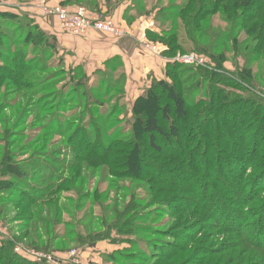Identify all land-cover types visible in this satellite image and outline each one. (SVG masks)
Wrapping results in <instances>:
<instances>
[{"label":"rangeland","instance_id":"rangeland-1","mask_svg":"<svg viewBox=\"0 0 264 264\" xmlns=\"http://www.w3.org/2000/svg\"><path fill=\"white\" fill-rule=\"evenodd\" d=\"M71 1L70 6L113 20L115 9L126 6L125 24L114 20L124 35L106 36L135 39L141 58L162 56L174 77L166 78V67L164 80L177 87L194 111L212 104L225 108L230 120L221 123L225 127L215 137L217 146L198 124L178 123L191 138L183 160L179 146L162 136L155 137L157 150L134 124L137 118L155 117L168 131L160 113L166 98L159 87L151 102L134 108L117 68L88 77L67 68L58 51L53 55L50 36L37 31L31 20H47L40 0H0V170L7 161L21 162L24 169L20 181L0 173V247L13 241L22 261L37 264H75L69 259L73 251L78 264H264V189L257 191L255 182L246 185L245 180L262 171L251 168L241 176L242 186H252L240 193L245 198L241 207L234 205L239 191L226 171L235 168L240 153L264 163L257 155L262 146L256 145L254 154L255 138L264 134V108L255 116L264 107V61L252 57L256 35L248 37L240 28L231 34L224 17L217 15L199 26L206 35L193 44L185 39V23L179 19L178 48L172 43L174 6L182 0ZM168 45L170 50L177 46L175 56L163 54ZM188 54L204 59L205 65L177 61ZM16 66H26L21 85L8 80L19 73ZM207 71L218 77L209 79ZM56 97H62L60 104ZM29 160L44 162L43 171L29 174ZM213 174L218 184L207 180ZM56 186L52 204L32 209L22 202L23 196L36 198ZM224 212L232 221L239 216V223L227 221ZM99 237L108 241L91 246ZM21 252L40 256L33 260Z\"/></svg>","mask_w":264,"mask_h":264},{"label":"trees","instance_id":"trees-1","mask_svg":"<svg viewBox=\"0 0 264 264\" xmlns=\"http://www.w3.org/2000/svg\"><path fill=\"white\" fill-rule=\"evenodd\" d=\"M182 1H180V3H177L176 6H174V9L177 10V13L175 16L176 22L173 28V31H175L174 38L172 40L173 45H177L180 42L179 35H178L179 25L178 24L176 25L179 19H182V21L185 23L184 27L187 30L185 39L189 41L190 43L192 42L193 44H196L203 35H206L204 33H201V28L199 26L201 24H204L205 22H207L214 16L221 15L224 17V22L228 26L231 27L230 28L231 34L235 32V31L233 32L232 30H238L240 28L241 32L245 30L246 35L248 37L256 35V37L253 40H251L252 44L254 45V48L252 49L253 50L252 57H254L255 55V58H257L256 60L264 61V0H182ZM60 3L66 6H70L74 2L71 0H62ZM7 18L15 19V16L10 15V16H7ZM36 30L40 31L38 29ZM44 35H46V33H44ZM31 36L32 35L30 32L28 34L29 39L31 38ZM52 43H53L52 53L54 55V50L58 51V49H57L55 42L53 41ZM170 46L171 45L166 46V50H163L162 52L164 55L167 54V55L175 56V49L177 48V46L171 50L169 48ZM178 48H180V44ZM170 65L171 63L168 62L166 66L167 67L166 78L173 77L168 72ZM16 68H18L19 73L16 76L13 74L9 75L8 80L9 82L15 85H21V82L25 77L26 66H16ZM78 70L81 71L82 69H78ZM207 74L209 75L211 74L208 77L209 79L213 76L218 77L217 74L216 73L214 74L213 72H208ZM224 80H226V78H224ZM241 81L244 82L245 79ZM154 84L156 86H154ZM158 87L162 95H165V98H166L165 103H167V106L163 107L160 113H161L162 120L166 124H168V131H165L164 128L159 125V119L155 117L145 119V120L143 118H137L134 124L135 127L141 128L143 132L149 137L150 145L152 147L155 146L156 136H162L167 141H174V143L178 145L180 149L179 161L183 160V158L188 156L187 152L191 148V146H189L188 144L191 141V138L186 136L185 130L183 132L180 130L178 123H185V124L195 123L199 125V128L202 131L201 132L202 135L204 134V136L208 140L212 138L211 143L213 144V142H215V145L217 146L215 137L216 135L218 137L220 128L225 127V126H222V124H227L230 120L228 117L224 116L225 111L227 110L225 108L222 109L223 108L222 107L220 111L218 108H215L212 104H210L209 106L207 104H204L203 107L199 111H194L193 110L194 106L190 107L191 103L187 102L188 100H186L183 96H181L178 93L177 87L175 85L169 84L164 79L160 81H156V82L153 81V83L151 84V87L146 91V93L135 101L134 108L135 106L137 107L139 102H142V101L147 102V103L151 102L154 98L153 90ZM242 88L243 90H246L245 86H243ZM62 93H63L62 95L64 96L65 91ZM59 99H62V97L61 98L56 97L54 101L60 104ZM263 108L264 107L258 108L257 110L258 112L255 111L256 113L255 116L257 115L259 116V114L262 113ZM215 127L217 128V130L216 131L212 130ZM187 130H192V129L187 128ZM243 131L242 130L239 131L240 134H238V137H240L241 139L243 136ZM224 137H225V133H224ZM221 141L225 143L226 139L225 140L222 139ZM255 141H256V144L254 148H256V145L259 146V148L261 146L263 148L261 151L259 150L260 152H258L257 154L256 150L259 149L257 147L256 149H254L255 151L254 154L255 155L257 154L259 157L261 156V159H264V134L259 135V138L257 136L255 138ZM203 145L204 143H202V146ZM99 149L101 148H98L97 150ZM156 149L159 150L158 147H156ZM226 153H227L226 155L228 154L230 155V152L228 153L227 150H226ZM234 159H236L237 161L233 165L235 168H229L226 171H228V174L231 176V177L228 176V179L238 188V191H239V195H237L238 202H234V205L235 207L237 206L241 207V205L243 204V199L245 200V198H243L240 193H243V191L247 190L249 187L250 188L252 187V186H246V187L242 186L241 176L245 178L246 172L249 171V169L251 168H257V170L262 171V174L259 175L258 177H255L254 180L250 179V177H253V175L248 177V179H245V180L247 183L246 185H250L251 183L255 182L253 185L255 190L257 191L263 190L264 189V163H259L257 161L253 162V160H251V158H249L247 154H244V153L242 154L240 153L238 158H234ZM20 163L21 162L12 164L10 161H7L5 165L2 167L4 169L0 170V173L4 176H10L20 181L21 177L24 176V174L21 172L24 169L19 168ZM41 163L45 164L44 162L37 163L33 161L31 162L30 160L28 162H25V165L26 166L28 165L30 167V170L28 171L29 174L30 173L32 175L35 174L37 170L43 171V168L39 169L40 167H42ZM181 164H182V161H181ZM214 166H216L215 163L212 164L210 168ZM44 171H46V169H44ZM214 175L215 174H213L212 176H208L207 180L208 181L214 180L216 181V184H218L217 179L214 178ZM28 176L29 175H27V177ZM226 188L227 186L224 183V191L226 190ZM57 189H58V186L54 188H50V190H48L46 193L38 194L36 198L30 197V196L29 197L23 196L24 198L22 199V202L27 203V206L32 207V209L33 207H41L43 205L52 204L54 203V200L52 199H54L56 194L58 193ZM251 194L252 193L250 192L248 196L250 197ZM255 200H257L256 197H254L252 201L255 202ZM245 209L247 210V208H244L243 210ZM226 214L227 216H225ZM231 214H235V213L232 212ZM229 215L230 214L224 212V217L225 218L227 217L226 218L227 221H230L232 224L237 223V222L239 223V216L237 219H234V221H232L231 220L232 218ZM117 231L121 233L122 230L118 228ZM189 238L191 237L186 236L185 240H189ZM103 241H108V238L99 237L96 241H93L92 244L90 245L95 246L97 243L103 242ZM12 242L13 241H9L7 245L0 247V264H37V263H28L26 261L25 262L22 261V259L18 256V254L14 251L13 249L14 245L12 244ZM109 243L113 244L110 241ZM174 248L176 249L175 250L176 252L177 247H174ZM174 253L172 257L167 256L168 257L167 260L174 258L175 257Z\"/></svg>","mask_w":264,"mask_h":264},{"label":"crops","instance_id":"crops-1","mask_svg":"<svg viewBox=\"0 0 264 264\" xmlns=\"http://www.w3.org/2000/svg\"><path fill=\"white\" fill-rule=\"evenodd\" d=\"M61 1L52 0V3L57 4ZM125 11L126 6H118L112 15L114 20L125 24ZM31 20L34 21V27L52 38L58 49V57L67 68L82 69L88 77L109 68L112 71L117 68L122 73L125 85L127 83L126 95H131L133 101L143 96L153 81L165 78L166 60L164 61L162 56L141 58L139 53L141 47L135 39L113 40L111 36H102L95 32H90L83 37H75L61 32L53 20L44 22L36 16L31 17ZM103 242H99L98 245ZM114 250L115 248L105 250L104 255Z\"/></svg>","mask_w":264,"mask_h":264},{"label":"built area","instance_id":"built-area-1","mask_svg":"<svg viewBox=\"0 0 264 264\" xmlns=\"http://www.w3.org/2000/svg\"><path fill=\"white\" fill-rule=\"evenodd\" d=\"M42 7V15L47 20H53L56 22L58 28L64 34L72 35L75 37H83L90 32L102 33L105 35H112L115 37L123 36L124 30L119 27L116 22L111 18H100L93 15L87 8L83 6H66L61 3L52 4L50 0H40ZM157 48L153 47L152 51H156ZM180 64H197L204 66V59H199L194 54H188L177 58ZM16 252L20 253V249L16 248ZM25 257L37 260L40 254L35 252L22 253ZM72 262L78 264L76 252L70 254ZM58 264V263H57ZM61 264H69L67 261Z\"/></svg>","mask_w":264,"mask_h":264}]
</instances>
